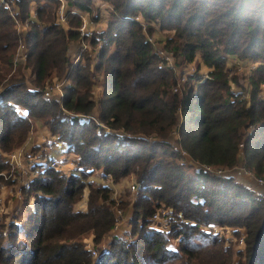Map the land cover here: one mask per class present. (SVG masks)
<instances>
[{
    "label": "trees",
    "instance_id": "trees-1",
    "mask_svg": "<svg viewBox=\"0 0 264 264\" xmlns=\"http://www.w3.org/2000/svg\"><path fill=\"white\" fill-rule=\"evenodd\" d=\"M97 1L111 8L106 31L92 38L94 47L103 42L102 51L94 69L90 61L72 66L78 13L92 16ZM63 3L68 30L57 21ZM16 12L28 25L25 36L0 2V175L9 169L6 155L27 143L34 124L67 150L66 162L53 168L40 149L43 169L28 174L21 190L23 216L8 221L0 215V264H233L234 248L203 231L207 226L244 229L246 251L238 264H264V200L235 177L196 169L182 154L221 170L241 162L264 177V0H20ZM139 15L166 34V50L181 71L157 55L135 20ZM22 39L28 58L13 72ZM231 58L256 69L248 76L233 71ZM194 62L205 65L208 77H189L175 92ZM28 69L39 90L29 89ZM64 77L70 84L62 101L45 100L43 89ZM93 118L126 136L108 133ZM174 132L178 150L171 143ZM69 162L74 168L67 173L61 166ZM97 173L109 184L88 182ZM130 181L138 198L133 203L126 191L118 201L116 186ZM82 201L85 211L77 209ZM132 203V231L114 236L117 210ZM160 208L177 220L172 235L182 237L180 253L152 228ZM89 236L96 251L112 238L109 249L94 257L85 250Z\"/></svg>",
    "mask_w": 264,
    "mask_h": 264
},
{
    "label": "rangeland",
    "instance_id": "rangeland-1",
    "mask_svg": "<svg viewBox=\"0 0 264 264\" xmlns=\"http://www.w3.org/2000/svg\"><path fill=\"white\" fill-rule=\"evenodd\" d=\"M95 6L97 7V11L93 12V15L90 18V21L92 20V18H96L97 21L92 24V28H93V33H95L97 36L101 35L103 32L106 31L107 29V25L110 21V17L108 19H104L102 18V15H104L105 13L110 12V9L108 8L109 6L105 3H102L101 1H97L95 3ZM20 24L22 26V30L26 33L28 31V25L27 23H23L20 21ZM158 28L160 29L159 25ZM20 33V32H19ZM22 35V33H20ZM94 34V36H96ZM152 36H155L157 38V41H161L164 40L168 41V37L166 36V34L160 29V31L157 33L156 31L152 30ZM81 43V38L75 42H72V44L70 45L69 49V55H70V63L71 60L73 59V55L77 52L78 46ZM99 44L103 45V42H97ZM92 49H94L93 43H92ZM18 54V52H17ZM17 56L14 58V64H16L13 68V72L15 70L18 69V67L25 65V62L19 60H16ZM88 62V61H87ZM87 64V63H86ZM195 64V73L194 74H189V72H191L188 68L190 67L187 66L188 68H186L185 70V74L187 79L189 77H196V78H201V79H206V70L207 68L204 67L205 65H203L201 63V65L199 66L198 63H193ZM191 64V66L193 65ZM72 65V64H71ZM73 66V65H72ZM248 66L250 67V64L244 63V62H240L237 59H233L231 58L230 60V64L229 67H231L233 69V71H237L245 76H248L251 74V71L248 70ZM91 69H93L92 65H91ZM176 71L178 70L181 71V69H179V67L176 64ZM27 73V85L29 87V89H36L30 82V79L32 77V73L31 70L28 69L26 70ZM68 80V79H67ZM180 80V79H179ZM69 81V80H68ZM97 81V80H96ZM99 81V80H98ZM55 82H57V80H54L53 82H51L52 84H55ZM97 83V87L95 88V93H96V97H100L102 94V90L99 86V82ZM70 84V81H69ZM68 84V85H69ZM50 84L47 86H51ZM46 87V88H47ZM197 87V85H196ZM45 88V89H46ZM43 89V91L45 90ZM181 89H179L180 91ZM241 90L237 89L236 87H234V92H240ZM1 92V90H0ZM250 93H246L245 97L247 98L248 95ZM261 96L264 97V91H262ZM97 115V113L95 114V116ZM110 128V127H109ZM43 136L45 137V139L43 140ZM55 137L57 138V136L53 135L51 132H49L46 128L42 127L41 124H34L32 132L29 135V139L27 141V143L22 147L17 149L16 151L9 153L8 155H6L7 158V162L9 164V169L7 171H5L2 175H0V215H7L8 221H14V219H20L23 215L19 214L21 213L22 208L20 207V204L22 203V195H21V189L23 188V182L24 179H27L29 172L31 171L30 169H32V173H31V177H35V175H38L40 173V170L43 169L42 165H38L39 161H42V158L40 159L38 156V153L40 152L39 149H34L32 148L34 144L38 143L39 141H46L48 138H52ZM174 138L171 139L172 143H175L176 140L179 139V136H173ZM58 140V139H57ZM56 145L51 146L50 144H45L43 148L48 147V149L45 150V155L48 156L49 158H62L64 156V152H66V147L64 145L58 144V142L56 141ZM51 146V147H50ZM16 157L15 159H13V157ZM66 156L61 159L62 162H66ZM60 162V160H59ZM198 163V162H197ZM197 163H192L189 162V164H191L192 166H194L195 168L197 167ZM200 164V163H199ZM33 165L35 166V168L33 167ZM244 165L241 164V162L238 163V165L236 166V168L232 169V170H225V171H229L230 173L228 174L230 177H235L237 180V177L240 176L238 175L240 172L239 170L244 169L243 167ZM74 168V166H72V164H70V162L66 165L61 166V169L67 173H69L70 171H72V169ZM197 169V168H196ZM214 169V168H213ZM216 169V168H215ZM30 170V171H29ZM245 170V169H244ZM248 173H251L249 170H247ZM253 174V173H251ZM256 178H258L255 174H253ZM24 178V179H23ZM220 178V177H219ZM239 178V177H238ZM29 179V178H28ZM240 179V178H239ZM258 179H263V178H258ZM241 180V179H240ZM238 181V180H237ZM88 182L90 183H94L97 185H108L109 181H107L106 179H104L102 177L101 174H95L93 176H91L88 179ZM239 183H241V181H238ZM136 185L135 182L130 181V182H122L119 186H116L117 190L115 191L117 193V199L119 201V196L120 193L126 194L130 192L131 196L129 197V199H131V201H134L138 198L137 194H133V192L131 191V186ZM250 186V185H249ZM252 186L256 189V186L254 184H252ZM251 187V186H250ZM252 191V189H250ZM262 191H264V189H262ZM116 196V195H115ZM14 203V209L11 207V205ZM133 203L126 208L125 211L122 212V214L120 216H117L118 219V224L115 228L114 231H116V233H118L119 229H121V223L125 220L124 217L126 215H130L132 218L133 215ZM119 205V202H118ZM87 208L86 206V202L82 201L78 206L77 209L81 210V211H85ZM163 210H168L166 208H160L157 209V212L159 211H163ZM17 211V212H14ZM13 214V215H12ZM172 216V217H171ZM128 222V227L130 228V231H132V227H131V223L130 220ZM169 219V220H168ZM166 219V222H168V225L166 226L165 224V229L168 230V232H164V229H162V233L165 234V236H167L168 238V246L171 250L178 252L180 249V243H181V239L182 237L179 238H175L172 235V226L173 224H178L177 220H175L173 218V214L169 215V218ZM20 221V220H19ZM162 222L159 223H155L151 221V225H161ZM152 226V227H153ZM171 227V228H170ZM171 231V233H170ZM203 231L206 232H212L213 235L218 234L219 237L218 238H222L223 240L225 239L226 242V246H231L234 248L235 251V257L233 260V264H238V262L240 261V255L241 253L245 250L246 251V233L244 229H239L238 231L236 229L230 228V227H216V226H211V227H203ZM237 232V233H235ZM130 233V232H129ZM114 236H119V237H124L126 236V234H121V235H116L115 233H113ZM129 236V235H128ZM126 239L129 241L130 239H132L131 237H126ZM241 239H244V246L240 247L239 246V241ZM94 237H87L84 239V243L86 241L90 242L91 245L94 246ZM136 240V239H135ZM112 242V238H109L108 240H106L104 243L99 244L100 246H98L97 249V253L98 256L103 253L104 251H107L110 247V244ZM180 253V252H178ZM238 253V255H237ZM182 257V255H181ZM180 261H173L172 264H180Z\"/></svg>",
    "mask_w": 264,
    "mask_h": 264
},
{
    "label": "built area",
    "instance_id": "built-area-1",
    "mask_svg": "<svg viewBox=\"0 0 264 264\" xmlns=\"http://www.w3.org/2000/svg\"><path fill=\"white\" fill-rule=\"evenodd\" d=\"M0 2L11 13V16L15 20L18 32H20V33L23 32V34H24L23 36H25L26 33L22 30V26H21L18 18L16 17V14H17L16 11L18 10V2H20V0H0ZM108 8L111 9L110 7H108ZM72 13H76V11H72ZM67 14H68V7L65 5V3H63L61 8L59 9V12L57 15V21L61 26L64 27L65 30L69 29L68 28L69 26H68ZM78 14L80 15V18L82 21L81 27L78 30L79 39L81 38V43L78 46L77 52L72 57L73 59L71 60V64L73 66L86 65L85 62L90 61V64L92 65V67L94 69V65H96V63H97V60L100 56L103 45L102 44L96 45L94 47V49H92V38L94 37L95 33H93L92 24L90 21V15L87 13H78ZM108 17H109V12L102 15V18H104V19H108ZM135 20L142 25L146 39L148 42H150L152 44L157 55L166 63L167 66H169L172 69H176V62L174 59V54L172 52H169L168 50H166V44H167L166 41H164V40L157 41V38L150 34V30L156 31L157 33L160 31V29L158 28V24L155 22H147L143 18L142 15L137 16L135 18ZM16 56H17V58H16L17 61L21 60L23 62H26V60L28 58V48H27V45H26L24 39H22V41L20 43V46L18 49V54ZM256 66L257 65H252V66L248 67V70L253 71L256 69ZM188 69L191 71V72H189V74H194L195 73V64H193L192 66L190 65V67ZM185 70L179 76L180 80L178 82L177 87H175V90H174L175 92H178V90L181 89L182 86L187 82ZM205 74H206V77H208V75H209L208 69L206 70ZM68 84H69V81L67 80V77H64L61 80H57V82H55V84H52V85L50 84L51 86L47 87L43 91L44 99L47 101H51L53 99V100H56L57 102H61L63 97H64V90L68 86ZM262 89H263L262 91H264V86H262ZM34 90H39V89H34ZM16 109L20 112V114L22 116H24V117L27 116V111L25 109H22L20 107H16ZM93 119L97 122V120H96L97 118L96 119L93 118ZM97 123H98V125H101L103 128H105L108 131V133L115 134L118 136H126V134L121 130L113 131V130H111V128L101 124L100 122H97ZM254 130H255L254 127H251L248 130L247 135H251L254 132ZM174 136H177L176 132H174ZM56 141L58 142L57 138L52 137V138H50L49 144L51 146H54L57 144ZM171 143H172V141H171ZM172 144L176 150L179 149L177 143H172ZM243 146H244V144L241 145V148H243ZM182 154L185 156L186 159H188L189 162L195 163V161L192 160L185 152H182ZM15 158L16 157L14 156L13 159H15ZM50 165H51V167L56 168L60 165V162L59 161H51ZM196 168L199 170H203L206 173L214 174L215 176L220 177V178L230 177L228 175L230 173L229 171H225V170H221V169H215V168L213 169V167L208 166V165H202V164L197 163ZM244 169L239 170L240 173L238 175H240V176H238V177L241 180L238 177H237V180L241 181V184L245 185L248 189H252V191L256 194L257 197L264 200V191H262V189H264V180L258 179L253 174L248 173V171L245 167H244ZM252 184H254L256 186V189L252 186ZM131 191L133 192V194L138 195L139 189L136 185H133V186H131ZM115 195H116L115 196V198H116L117 197L116 192H115ZM116 213H117V216H120L122 214V211L118 209ZM170 214H171L170 210H163V211L156 212L153 215V217L151 218L152 223L153 222H155V223L162 222V223L160 226L154 225L152 228H154L157 231H160L161 233H162L161 228L164 229L165 233L168 232V230H166L164 226H165V224H166V226L168 225V222H166V219L169 218ZM84 244H85V250L86 251L92 253V255L94 257L98 256L97 251L94 249V246L90 244V242L86 241ZM239 246L240 247L244 246V239H241L239 241Z\"/></svg>",
    "mask_w": 264,
    "mask_h": 264
},
{
    "label": "crops",
    "instance_id": "crops-1",
    "mask_svg": "<svg viewBox=\"0 0 264 264\" xmlns=\"http://www.w3.org/2000/svg\"><path fill=\"white\" fill-rule=\"evenodd\" d=\"M33 90V89H32ZM45 139V137L43 136V140ZM39 141L38 143H36V144H34L33 145V147L32 148H34V149H42V151H44V153H45V150L46 149H48V147H46V148H43L44 147V145L45 144H49V141H50V138H48L46 141ZM62 145V144H61ZM51 147V146H50ZM65 154H64V156L62 157V158H56V159H54V158H49L48 156H46L45 154H44V156H46V159H49V160H57V161H61V159H63L65 156H66V152H64ZM42 162H43V160L41 161H39V165H43L42 164ZM35 168V167H34ZM30 171V170H29ZM32 173V169H31V171L29 172V174H31ZM98 174V173H97ZM24 179V178H23ZM31 179H33V178H31ZM30 181V178L28 179V177H27V179H24V182H23V187L25 186V185H28V182ZM22 190V189H21ZM21 192V191H20ZM11 207L14 209V203L11 205ZM20 207H21V205H20ZM131 218V216L130 215H126L125 217H124V221L121 223V229H119V231H118V233H116V231H114V233L116 234V235H121V234H128L129 232H130V228L128 227V222H129V219Z\"/></svg>",
    "mask_w": 264,
    "mask_h": 264
}]
</instances>
